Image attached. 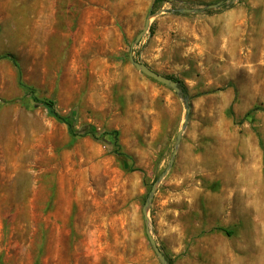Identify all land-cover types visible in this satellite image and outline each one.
<instances>
[{
  "label": "rangeland",
  "instance_id": "rangeland-1",
  "mask_svg": "<svg viewBox=\"0 0 264 264\" xmlns=\"http://www.w3.org/2000/svg\"><path fill=\"white\" fill-rule=\"evenodd\" d=\"M146 228L171 264H264V0H0V264H160Z\"/></svg>",
  "mask_w": 264,
  "mask_h": 264
},
{
  "label": "water",
  "instance_id": "water-1",
  "mask_svg": "<svg viewBox=\"0 0 264 264\" xmlns=\"http://www.w3.org/2000/svg\"><path fill=\"white\" fill-rule=\"evenodd\" d=\"M233 1H236V0H233ZM220 6H221V3L214 4V5H209L208 9H217ZM178 12L182 13V14H188V13H195L196 11L195 10H190V9H180V10H178ZM160 13L161 12L156 13V14H150L147 17L142 31L135 38L134 44H138L140 42V40L142 39V37L147 33V31L149 29V26H150V19L152 17H155V16L159 15ZM129 60H130V63L133 65V67L136 70H138L140 73H142L146 77L150 78L151 80H153V81H155V82H157L159 84H162V85L172 89L176 94H178V95H180L182 97L181 90L179 88V83L178 82L154 72L153 70H151L148 66H146L143 63L135 61L133 59L132 54H130ZM186 113H187V115L189 114V109L188 108H186ZM187 122H188V120L186 118L183 129L180 130L178 135H177L176 148L178 147V145H179V143L181 141V138H182V135L184 133V129H185L186 125H187ZM175 154L176 153L174 152L172 157H171V159H170V161H169V165H168L167 169L165 170V172L159 177V179L156 181V183L152 186V189H151V191L149 193V196H148V198L146 200V203H145V205L143 207L142 212H143V215H144V220H145L146 225H148L147 212H148L149 206H150V204L152 202L153 196H154V194L156 192V188H157L158 184L161 182V180L166 176V174L168 173L170 168L172 167L173 162H174V158H175ZM146 235H147L149 244H150L154 254L158 258L159 263L160 264H169L168 261L166 260V257L164 256L162 251L158 248L156 242L152 238L148 228H146Z\"/></svg>",
  "mask_w": 264,
  "mask_h": 264
},
{
  "label": "trees",
  "instance_id": "trees-1",
  "mask_svg": "<svg viewBox=\"0 0 264 264\" xmlns=\"http://www.w3.org/2000/svg\"><path fill=\"white\" fill-rule=\"evenodd\" d=\"M4 58H7L9 60H11L14 63L13 57L10 55L4 56ZM175 81V80H174ZM177 82V81H176ZM179 83V82H178ZM30 95V99H29V107L31 109L36 108L38 106H45L47 108V110L49 111V113L51 114V116L57 120L58 122H61L65 125H67L68 128V133L69 135L73 138H81V137H85V136H90L93 139H99V137L97 136V132L95 131V129L91 126H83L82 128H80L79 130H77L76 128H74V126L71 124V122H69L66 118L62 117L61 114L58 112V110L56 109V106L54 104L53 101L50 100H39L38 98H36L34 96V92L31 88L27 87V86H22ZM179 88L181 90V94H182V98L185 102L186 108H190V100L191 98L188 95V92L186 90V88L184 86H182L179 83ZM102 137H108L109 140L111 139V141L113 142L114 146L120 150V146L118 143V134L115 131L112 132H104L103 134H101ZM123 155V154H121ZM227 234H229L230 232H226ZM166 260L168 261L169 264H171V261L168 259V257L165 255Z\"/></svg>",
  "mask_w": 264,
  "mask_h": 264
}]
</instances>
